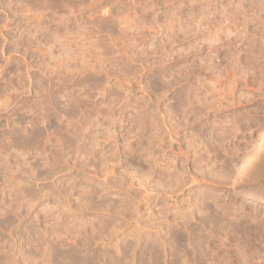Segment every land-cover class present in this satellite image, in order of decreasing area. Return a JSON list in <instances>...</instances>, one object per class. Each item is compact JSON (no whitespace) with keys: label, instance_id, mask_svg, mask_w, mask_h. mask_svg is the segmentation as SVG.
<instances>
[{"label":"rangeland","instance_id":"374dc122","mask_svg":"<svg viewBox=\"0 0 264 264\" xmlns=\"http://www.w3.org/2000/svg\"><path fill=\"white\" fill-rule=\"evenodd\" d=\"M249 193L264 0H0V264H264Z\"/></svg>","mask_w":264,"mask_h":264},{"label":"bare ground","instance_id":"6f19581e","mask_svg":"<svg viewBox=\"0 0 264 264\" xmlns=\"http://www.w3.org/2000/svg\"><path fill=\"white\" fill-rule=\"evenodd\" d=\"M38 134V133H37ZM35 135V134H34ZM38 137H39V135H38ZM33 140V139H32ZM36 141H37V139H36ZM16 142V141H15ZM21 142V141H20ZM21 144H22V142H21ZM249 198L250 199H252V200H259V201H262V202H264V197H262V196H260L259 194H257V193H249ZM155 260V259H154Z\"/></svg>","mask_w":264,"mask_h":264}]
</instances>
